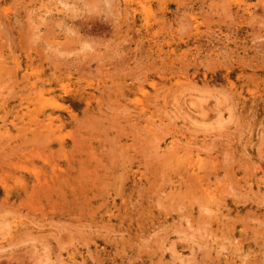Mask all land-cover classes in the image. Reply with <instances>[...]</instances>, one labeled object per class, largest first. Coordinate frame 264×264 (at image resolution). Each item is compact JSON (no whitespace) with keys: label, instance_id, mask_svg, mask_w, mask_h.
I'll return each instance as SVG.
<instances>
[{"label":"rangeland","instance_id":"rangeland-1","mask_svg":"<svg viewBox=\"0 0 264 264\" xmlns=\"http://www.w3.org/2000/svg\"><path fill=\"white\" fill-rule=\"evenodd\" d=\"M263 184L264 0H0V264H264Z\"/></svg>","mask_w":264,"mask_h":264},{"label":"bare ground","instance_id":"bare-ground-1","mask_svg":"<svg viewBox=\"0 0 264 264\" xmlns=\"http://www.w3.org/2000/svg\"><path fill=\"white\" fill-rule=\"evenodd\" d=\"M106 2H107V0H106ZM109 4V3H108ZM83 5H84V3H83ZM111 12V11H110ZM109 13V12H108ZM107 13V14H108ZM105 14V13H104ZM74 15V14H73ZM78 16V15H77ZM90 16V15H89ZM107 16V15H106ZM106 18V17H105ZM76 26V25H75ZM114 29H115V27H114ZM73 30V29H72ZM99 57V56H98ZM76 61V60H75ZM87 61V60H86ZM81 62V61H80ZM78 63V62H77ZM83 63V62H82ZM122 63V62H121ZM70 64H72L73 65V63H70ZM69 64V65H70ZM79 64V63H78ZM78 66V65H77ZM88 66V65H87ZM81 67V66H80ZM72 70V69H71ZM204 95V94H203ZM181 98V97H180ZM203 99V98H202ZM199 100H200V98H199ZM112 101V100H111ZM202 108V107H201ZM118 109V108H117ZM118 111V110H117ZM204 111V110H203ZM120 113H121V111H120ZM236 115V114H235ZM237 117V116H236ZM249 117H250V115H249ZM113 123H116V122H114L113 121ZM118 124V123H117ZM121 127V126H120ZM211 140V139H210ZM117 143V142H116ZM131 147V146H130ZM133 147V146H132ZM134 149V148H133ZM143 153V152H142ZM133 160V159H132ZM124 163V162H123ZM163 167V166H162ZM161 179V178H160ZM160 179H159V181H160ZM125 180V179H124ZM119 181H121V180H119ZM231 181V180H230ZM164 182H166L165 180H164ZM112 185V184H111ZM118 185V184H117ZM117 185H116V188H117ZM264 185V184H263ZM113 186V185H112ZM139 187H140V185H139ZM257 187V186H256ZM118 189V188H117ZM137 190V189H136ZM138 191V190H137ZM156 192V191H155ZM158 194V193H157ZM106 195H108V194H106ZM130 195V194H129ZM236 195V194H235ZM172 196V195H171ZM257 197V196H256ZM166 198V197H165ZM250 198V197H249ZM137 200V199H136ZM135 200V201H136ZM261 203V202H260ZM156 204V203H155ZM162 205V204H161ZM164 205V204H163ZM182 205V204H181ZM171 208V207H170ZM178 208V207H177ZM163 209V208H162ZM167 210V209H166ZM174 211V210H173ZM205 211V210H204ZM207 211V210H206ZM45 213V212H44ZM27 215V214H26ZM22 216V215H21ZM258 220V219H257ZM32 221H33V219H32ZM35 221H37V220H35ZM43 221V220H42ZM53 221V220H52ZM39 222V221H38ZM61 222H63V221H61ZM69 222V221H68ZM262 222V221H261ZM76 223V222H75ZM74 223V224H75ZM86 223H87V221H86ZM73 224V223H72ZM73 224V225H74ZM174 224V223H173ZM63 225H65V223H63ZM87 225H88V223H87ZM175 225V224H174ZM25 226V225H24ZM71 226V225H70ZM65 227H67V226H65ZM94 227V226H93ZM88 228V227H87ZM90 228V227H89ZM107 229V228H106ZM174 229V228H173ZM24 230V229H23ZM70 230V229H69ZM156 230V229H155ZM189 230V229H188ZM27 231H28V229H27ZM73 231V230H72ZM75 231V230H74ZM83 231V230H82ZM111 231V230H110ZM71 232V231H70ZM95 232V231H94ZM112 232V231H111ZM79 233V232H78ZM150 233V232H149ZM73 234V233H72ZM127 235V234H126ZM129 235V234H128ZM202 235V234H201ZM70 237V236H69ZM84 237V236H83ZM194 237V236H193ZM196 237V236H195ZM199 239V238H198ZM161 240V239H160ZM200 240V239H199ZM204 241V240H203ZM202 244V243H201ZM199 245V244H198ZM192 246V245H191ZM151 248V247H150ZM224 249V248H223ZM152 251V250H151ZM206 253V252H205ZM208 253H209V251H208Z\"/></svg>","mask_w":264,"mask_h":264}]
</instances>
